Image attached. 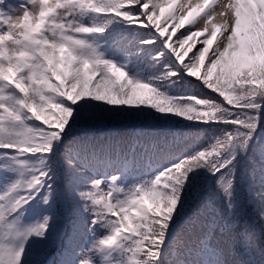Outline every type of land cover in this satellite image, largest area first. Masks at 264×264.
Returning <instances> with one entry per match:
<instances>
[{
    "label": "snow or ice",
    "instance_id": "6c2138e0",
    "mask_svg": "<svg viewBox=\"0 0 264 264\" xmlns=\"http://www.w3.org/2000/svg\"><path fill=\"white\" fill-rule=\"evenodd\" d=\"M0 264H264V0H0Z\"/></svg>",
    "mask_w": 264,
    "mask_h": 264
},
{
    "label": "trees",
    "instance_id": "16d2710c",
    "mask_svg": "<svg viewBox=\"0 0 264 264\" xmlns=\"http://www.w3.org/2000/svg\"><path fill=\"white\" fill-rule=\"evenodd\" d=\"M145 122V121H141ZM151 121H146L148 125H143L139 126L140 124H137L136 122H133L134 126L132 128H126L125 126L122 127V131H119L117 134H112V135H119L121 137H129L133 136L136 134H139L141 130H144L148 127L147 131H144L142 133L150 134V135H160V136H183L186 137L190 133V137H195L197 134L200 137L204 136L203 131H199L196 129H188L185 126L181 128L180 125H162V124H157L155 121H152L153 124H150ZM123 125V124H121ZM121 125L110 127V128H103L99 130H95V135L98 136L99 138H103L107 134H111L108 129H115L117 130V127H120ZM124 129H131L133 131L129 130H124ZM101 130V131H100ZM135 131V132H134ZM252 223V222H251ZM258 226L260 227L259 223H257ZM253 227V223H252Z\"/></svg>",
    "mask_w": 264,
    "mask_h": 264
},
{
    "label": "rangeland",
    "instance_id": "374dc122",
    "mask_svg": "<svg viewBox=\"0 0 264 264\" xmlns=\"http://www.w3.org/2000/svg\"><path fill=\"white\" fill-rule=\"evenodd\" d=\"M133 122H129V123H125V124H123V125H121L120 127H117L118 129L116 130L117 132H119V131H122V127L123 126H125L126 128H132L133 126H134V124H132ZM137 124H140L139 126H143L144 124L145 125H148L147 123H145V122H136ZM150 124H153L152 123V121L150 122ZM181 126V128H183L184 127V125H180ZM147 129H148V127L146 128V129H144V130H141L140 132H138V133H142V132H144V131H147ZM189 129V128H188ZM109 130H112V129H108V131ZM124 130H129V131H133V130H131V129H124ZM101 131V130H100ZM116 132V133H117ZM135 132V131H134ZM111 133V132H110ZM111 134H113V133H111ZM190 137V133L186 136V138H189ZM258 222H253V229L258 233L259 232V226H258V224H257ZM57 257L55 256V254H53L52 256H50L49 257V261H51V260H53V259H56Z\"/></svg>",
    "mask_w": 264,
    "mask_h": 264
}]
</instances>
